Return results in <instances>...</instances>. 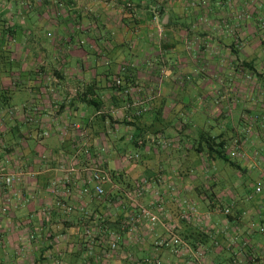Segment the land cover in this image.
I'll return each instance as SVG.
<instances>
[{
  "label": "crops",
  "instance_id": "crops-1",
  "mask_svg": "<svg viewBox=\"0 0 264 264\" xmlns=\"http://www.w3.org/2000/svg\"><path fill=\"white\" fill-rule=\"evenodd\" d=\"M0 5V264H264V0ZM202 135L260 153L228 171Z\"/></svg>",
  "mask_w": 264,
  "mask_h": 264
},
{
  "label": "trees",
  "instance_id": "trees-1",
  "mask_svg": "<svg viewBox=\"0 0 264 264\" xmlns=\"http://www.w3.org/2000/svg\"><path fill=\"white\" fill-rule=\"evenodd\" d=\"M239 15H241V14H239ZM239 15H237V16H239ZM159 18V22H160V24L164 27V25L162 24V22H161V17L159 16L158 17ZM124 68V69H123ZM126 68H127V66H123L121 69H120V71L115 75V77L113 78V80H112V84L110 85V89H111V91H112V93H115L114 95H113V97L115 98H117V97H128L129 99L128 100H130V103H129V105L131 106V103H132V97H131V95H128V94H126L125 95V93H124V90L125 89H127V88H132V86H129V85H127L126 84V74L127 73H125L126 72ZM116 80H120L121 81V85L120 86H117L116 85ZM123 87V88H122ZM136 97V96H135ZM137 98V97H136ZM137 101H138V99H137ZM96 104V103H95ZM97 105H98V103H97ZM96 105V106H97ZM143 108H145L146 109V107H143L142 105H140L139 106V110H141V109H143ZM147 110V109H146ZM146 110H145V112H146ZM138 110H136V112H137ZM136 112L134 113V117L135 118H138V117H140V116H142L145 112H143V113H141L140 115H136ZM222 136V135H221ZM220 136V137H221ZM219 137V138H220ZM215 140H216V138H211L210 136H208V135H202L201 136V141L200 142H198L197 144V147H193L194 148V151H195V153H197V154H201V153H203L205 156H209V157H211L210 159L212 160V159H215V160H219V161H223L224 162V164H228L230 167H232V168H234L235 170H238L240 173H242L243 172V168L241 167V165L240 164H238V163H234L231 159V156H234V155H236V153H238L239 154V151H238V149H236L235 151H237L236 153H234V152H232L230 155V157L227 155V152H226V143L228 142V140H226V139H224V140H222V141H220L219 143H216L215 144ZM202 141H203V143H202ZM216 145H217V148H216ZM206 147V149H202V148H205ZM234 154V155H233ZM213 155H214V157H213ZM235 158H236V156H234ZM114 176V175H113ZM218 207H220V205L218 206ZM228 210L229 211V213L228 214H225L224 213V210ZM221 212L225 215V216H228V215H230V209L229 208H224V207H222L221 208ZM260 231L262 232L263 231V228H261L260 229Z\"/></svg>",
  "mask_w": 264,
  "mask_h": 264
},
{
  "label": "built area",
  "instance_id": "built-area-1",
  "mask_svg": "<svg viewBox=\"0 0 264 264\" xmlns=\"http://www.w3.org/2000/svg\"><path fill=\"white\" fill-rule=\"evenodd\" d=\"M237 18L238 19H242L243 17H242V15H239ZM153 23L155 25H157V29L160 31V28H161L162 25L159 22V18L154 17L153 18ZM115 83H116L117 86L121 85V81L120 80H116ZM132 88L125 89L124 93H125V95L126 94L131 95V97H132L131 106L136 107L138 105V101H137V98L134 96V93H135L134 91L137 88H135V89H132ZM145 110H146L145 108H143L141 110L138 109V111L136 112V115H140L141 113L145 112ZM135 157H137V156H135ZM15 179H16V174L5 173V172L2 171V169H0V180L2 181V183H5V185L10 186V185L13 184ZM90 181H92V183H94V186L92 188L93 194L95 196H97V197H100L101 195L104 194L103 185L106 182L109 181V178H108V175H106L102 171L95 170L94 172H92V176H91V180ZM256 190L259 191L258 188ZM89 192H90V190H88V188L84 189V193L88 194ZM191 211L194 212L193 209ZM224 213L228 214L229 211L225 209ZM145 214L148 215V213H145ZM148 216L150 217V220L152 222L156 221V218L154 216H151L150 214ZM157 244L159 246H161V247L170 248L171 251H173L174 253H178L179 252L178 247L181 244V240L178 237L174 236V237H171V238H168V239L160 240L159 242H157ZM111 248L112 249L115 248V245H111ZM142 264H160V261H158V260H148L147 259Z\"/></svg>",
  "mask_w": 264,
  "mask_h": 264
},
{
  "label": "rangeland",
  "instance_id": "rangeland-1",
  "mask_svg": "<svg viewBox=\"0 0 264 264\" xmlns=\"http://www.w3.org/2000/svg\"><path fill=\"white\" fill-rule=\"evenodd\" d=\"M0 7H2V9H6V6H2V5H0ZM22 17L23 16H21V20L19 19V21H14V23H9V22H7V24L8 25H10V26H14V27H16V28H19V29H22L23 27H22V23H23V19H22ZM7 24H6V22H1V28L3 29L5 26H7ZM155 25V24H154ZM155 27H156V30H157V32H162V29H163V26H161V28H160V31L157 29V25H155ZM24 96H25V94L23 93V92H20V93H17L16 94V99L18 98L19 100H24L25 98H24ZM17 99V100H18ZM240 108H242V105L240 106V105H238L237 106V109L238 110H240ZM204 116V115H203ZM203 120H206L207 121V117H205V118H203ZM207 122H209V124L213 127V126H215L214 125V121L213 120H208ZM261 130H263V128H261ZM211 131H215V128H213V129H211ZM245 136H246V134H245ZM245 139V138H244ZM237 145V144H236ZM230 148H227L226 149V152H227V155L230 157L231 155V153L232 152H234L235 150H229ZM252 149V150H251ZM249 148L248 147V145H247V149H245V148H243V150H242V148L241 149H239L238 148V151H239V154L238 153H236L237 151H235L234 153H236V155H234V156H236V158L234 157V156H231V160L234 162V163H238V164H240V165H245L246 164V159H247V157H246V155L249 157V158H253L254 157V155H255V153L256 152H258V153H260V148L258 149L259 151H255V148L254 147H252V148ZM264 150V149H263ZM261 154H263L264 155V151H262L261 150ZM262 156V155H261ZM262 159V158H261ZM254 160H255V162L257 163V164H259L258 163V161L259 160H257V159H255L254 158ZM227 169H228V171H231V167L227 164ZM251 171V170H250ZM256 177L257 176H255L254 175V173L252 174V175H250V179L246 182V183H244L245 184V186H250V185H252L253 184V181L256 179Z\"/></svg>",
  "mask_w": 264,
  "mask_h": 264
}]
</instances>
